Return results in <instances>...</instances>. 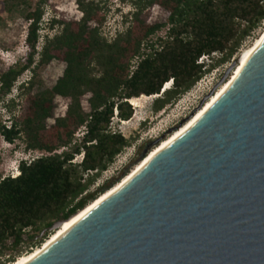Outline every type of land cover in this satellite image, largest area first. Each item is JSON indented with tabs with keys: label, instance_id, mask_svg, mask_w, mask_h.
Wrapping results in <instances>:
<instances>
[{
	"label": "trees",
	"instance_id": "16d2710c",
	"mask_svg": "<svg viewBox=\"0 0 264 264\" xmlns=\"http://www.w3.org/2000/svg\"><path fill=\"white\" fill-rule=\"evenodd\" d=\"M124 1L133 11L124 17L126 28L112 38L102 33L100 1L76 0L79 20L52 16L46 25V0L2 1L7 13H18L28 22L30 51L25 63L0 72V109L6 110L9 122L0 118V137L10 144L19 140L24 151L41 154L21 160L15 176L0 173V258L7 256L0 264L16 261L25 242L26 247L39 245L46 235L40 236L43 229L82 210L117 182L111 179L90 190L135 139L111 129L115 117L125 121L132 116L129 99L155 95L154 113L172 106L206 73L229 61L264 21V0ZM153 5L168 11L164 22L149 24L140 18ZM42 28L55 32L43 35L38 49ZM202 56L210 62H198ZM53 59L62 60L65 68L46 88L39 71ZM25 71L29 77L5 101ZM86 94L88 112L81 104ZM55 96L69 102L64 115L47 127ZM22 102L25 107L18 113ZM77 155L82 158L74 162Z\"/></svg>",
	"mask_w": 264,
	"mask_h": 264
},
{
	"label": "water",
	"instance_id": "95a60500",
	"mask_svg": "<svg viewBox=\"0 0 264 264\" xmlns=\"http://www.w3.org/2000/svg\"><path fill=\"white\" fill-rule=\"evenodd\" d=\"M24 264H264V38L195 123Z\"/></svg>",
	"mask_w": 264,
	"mask_h": 264
},
{
	"label": "rangeland",
	"instance_id": "374dc122",
	"mask_svg": "<svg viewBox=\"0 0 264 264\" xmlns=\"http://www.w3.org/2000/svg\"><path fill=\"white\" fill-rule=\"evenodd\" d=\"M2 1L3 0H0V72L5 71L10 66H14L18 62H21V64L25 63L30 51L26 43L28 22H26L18 13H7L3 8ZM35 1L36 0H34V2ZM96 1H100L101 6H103V11L105 12V21L102 27L103 35L107 38H112L116 33L123 31L128 24V21L124 22V17L131 14L133 11L132 6L124 0ZM81 15L76 0H46L42 23L43 25H46L47 21L52 16L64 21H77L80 19ZM167 17L168 11L158 5H153L140 15V18L149 24L164 22ZM94 25L95 23H91V26ZM263 30L264 21L252 35L245 39L237 53L233 55L229 61L217 65L206 73L190 91L181 96L172 106H167L163 110L154 113L152 111V101L154 96L143 97L140 95L139 97H136L140 98V103L137 107L133 106L132 116L125 121L119 120L115 117L111 124L112 130L121 132L127 138L135 136V139L130 146L124 148L123 151L116 156L114 162L98 177L90 190H95L98 186H101L108 180L116 179L117 182L108 189L110 190L112 187L120 183L122 179L135 168L140 162L141 156L144 152L147 155L150 151L155 149L156 146L160 145L163 140L167 139L174 133V131L186 123L211 97L209 96V93L215 88V85L219 82L231 62L236 60L238 55L244 49L249 47ZM54 32L55 29L49 30L47 28H42L39 31L40 39L37 48L40 49L42 45L43 35L49 34L51 36ZM158 35H163V33L161 32ZM218 56L219 55H215L214 59L218 58ZM135 61L136 59L132 61V64H134ZM202 61L208 63L210 62V57H200L198 62ZM64 68L65 63L59 59H53L41 68L39 71V80L41 81L42 86L46 88L53 86L56 80L62 75ZM233 70L234 68L230 71L226 80L230 78ZM28 77L29 72L25 71L19 77L11 93L6 96L5 101L16 96V86ZM223 84L217 86L212 94H214ZM88 97L89 94H86L81 98L82 107L86 112L89 111L87 104ZM202 101L203 103L200 106ZM68 102L69 100L67 98L55 96L53 100V115L46 120L47 127L54 123L55 118L64 115ZM20 105L21 106L17 109L18 113L25 107V103L22 102ZM0 118L3 123L9 124L7 121L8 113L4 108L0 109ZM80 135L81 131L78 130L76 136ZM40 154L39 151H24L23 143L19 140L10 144L0 137V173L2 176H14L16 174L15 169L22 159H31ZM81 158V155H77L73 161L79 162ZM108 190L100 194L97 198L101 197ZM53 232L54 231H46L44 233L46 235L41 243L32 248L26 247L27 243L25 242L21 246L22 253L20 256L25 255L36 247L42 245V243L48 239ZM12 252V249H9L7 254H12ZM6 257L7 256H3L0 258V261Z\"/></svg>",
	"mask_w": 264,
	"mask_h": 264
},
{
	"label": "bare ground",
	"instance_id": "6f19581e",
	"mask_svg": "<svg viewBox=\"0 0 264 264\" xmlns=\"http://www.w3.org/2000/svg\"><path fill=\"white\" fill-rule=\"evenodd\" d=\"M264 38V30L261 32V34L254 40V42L244 49L236 58L237 64L234 67L233 73L231 74L230 78L224 82V84L214 93L211 95V97L205 102V104L196 111V113L186 122L184 123L179 129L174 131L172 135H170L167 139L163 140L160 145L156 146L155 149L150 151L136 166L133 170H131L120 183L112 187L110 190H108L105 194H103L101 197L97 198L96 200L90 202L87 204L82 210L78 211L77 213L70 216L66 221L62 223V225L56 229L51 236L46 239L42 245L39 247H36L31 252L20 256L16 261L12 262L11 264H24L33 257H35L37 254H39L41 251H43L48 245H50L54 240H56L60 235H62L72 224H74L79 218H81L85 213H87L91 208L96 206L98 203H100L103 199L110 196L112 193H114L118 188H120L125 182H127L156 152H158L160 149L165 147L167 144H169L172 140L177 138L179 135L184 133L193 123H195L201 115L212 105V103L225 91V89L230 85V83L234 80V78L237 76L238 72L244 65V63L247 61V59L257 50L259 45L261 44L262 40ZM143 97H148L145 95H141ZM155 95H152L153 97ZM132 106L137 107L140 103V98H131L129 99Z\"/></svg>",
	"mask_w": 264,
	"mask_h": 264
},
{
	"label": "clouds",
	"instance_id": "9594fccd",
	"mask_svg": "<svg viewBox=\"0 0 264 264\" xmlns=\"http://www.w3.org/2000/svg\"><path fill=\"white\" fill-rule=\"evenodd\" d=\"M169 83H170V82H169ZM22 160H24V159H22ZM15 173H16L15 175H17V174L19 173L18 166H17V168L15 169ZM15 175H14V176H15ZM11 176H12V175H11Z\"/></svg>",
	"mask_w": 264,
	"mask_h": 264
},
{
	"label": "built area",
	"instance_id": "2783aa9c",
	"mask_svg": "<svg viewBox=\"0 0 264 264\" xmlns=\"http://www.w3.org/2000/svg\"><path fill=\"white\" fill-rule=\"evenodd\" d=\"M203 57V56H202ZM128 102L130 103V101L128 100ZM131 104V103H130Z\"/></svg>",
	"mask_w": 264,
	"mask_h": 264
}]
</instances>
